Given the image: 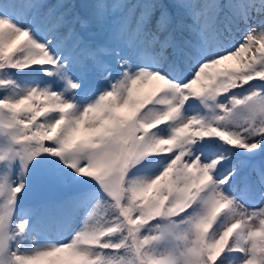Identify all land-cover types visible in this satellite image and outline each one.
I'll return each mask as SVG.
<instances>
[{"label":"snow or ice","instance_id":"1","mask_svg":"<svg viewBox=\"0 0 264 264\" xmlns=\"http://www.w3.org/2000/svg\"><path fill=\"white\" fill-rule=\"evenodd\" d=\"M0 264H264V0H0Z\"/></svg>","mask_w":264,"mask_h":264},{"label":"rangeland","instance_id":"2","mask_svg":"<svg viewBox=\"0 0 264 264\" xmlns=\"http://www.w3.org/2000/svg\"><path fill=\"white\" fill-rule=\"evenodd\" d=\"M114 3L120 2V0H112ZM94 30L92 29H86L85 34L88 35L90 32ZM236 39H239V36L236 37ZM237 61L235 59H232L230 61H227L226 64L234 65ZM209 72L211 73L212 70L210 69ZM147 90V89H145ZM60 197V193L57 191V189L46 183L43 178V172L41 169L35 170L33 173V181L31 189L29 190L27 196L24 197V203L27 208H31L32 205L36 206L41 200H56ZM70 234V228L69 225L65 223H59L57 224L50 232H47L43 234L41 237H39V241L41 243L45 242H52L55 240H62L66 239Z\"/></svg>","mask_w":264,"mask_h":264},{"label":"trees","instance_id":"3","mask_svg":"<svg viewBox=\"0 0 264 264\" xmlns=\"http://www.w3.org/2000/svg\"><path fill=\"white\" fill-rule=\"evenodd\" d=\"M48 3H61V2H65V0H47ZM70 2L73 3H84V2H88V0H70Z\"/></svg>","mask_w":264,"mask_h":264}]
</instances>
